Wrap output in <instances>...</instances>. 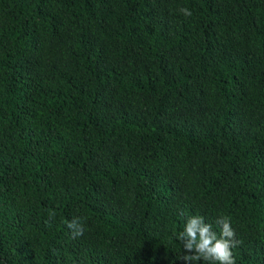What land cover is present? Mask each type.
<instances>
[{
    "label": "trees",
    "instance_id": "trees-1",
    "mask_svg": "<svg viewBox=\"0 0 264 264\" xmlns=\"http://www.w3.org/2000/svg\"><path fill=\"white\" fill-rule=\"evenodd\" d=\"M193 216L264 264V0H0V264H186Z\"/></svg>",
    "mask_w": 264,
    "mask_h": 264
},
{
    "label": "clouds",
    "instance_id": "clouds-1",
    "mask_svg": "<svg viewBox=\"0 0 264 264\" xmlns=\"http://www.w3.org/2000/svg\"><path fill=\"white\" fill-rule=\"evenodd\" d=\"M182 11L187 16L191 15L188 9H182ZM217 223L222 226L219 236L211 230V224L204 222L203 217L193 216L188 219L184 230L178 235L184 249L194 253L191 256H183L186 264H194L200 260L207 261L209 264H235L231 252L237 243L233 239L234 230L231 229L230 221L226 217H222ZM67 226L74 236L82 235L83 227L76 220L69 222Z\"/></svg>",
    "mask_w": 264,
    "mask_h": 264
}]
</instances>
